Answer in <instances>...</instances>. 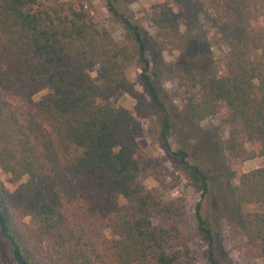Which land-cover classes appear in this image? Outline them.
Masks as SVG:
<instances>
[{
    "label": "trees",
    "instance_id": "obj_1",
    "mask_svg": "<svg viewBox=\"0 0 264 264\" xmlns=\"http://www.w3.org/2000/svg\"><path fill=\"white\" fill-rule=\"evenodd\" d=\"M165 1L179 9L173 16L151 8L156 50L185 52L192 40L182 25L191 23L228 50L221 74L201 73L191 62L166 65L180 87L196 89L187 99L192 120L217 118L229 127L223 144L231 160L264 158V0ZM109 11L135 51L99 28L82 3L0 0V173L7 176L0 179V236L10 264H187L191 257L190 237L178 226L185 204L159 200L138 162L146 96L164 112L142 29ZM136 60L143 92L127 74ZM44 87L48 93L35 102ZM126 95L135 99L134 112L116 105ZM169 128L164 115L162 148L203 197L208 175L188 163L186 151L171 149ZM229 178L227 226L264 258V166L237 184L235 173ZM248 204L262 210L245 211ZM194 213L211 243L200 201Z\"/></svg>",
    "mask_w": 264,
    "mask_h": 264
},
{
    "label": "rangeland",
    "instance_id": "obj_2",
    "mask_svg": "<svg viewBox=\"0 0 264 264\" xmlns=\"http://www.w3.org/2000/svg\"><path fill=\"white\" fill-rule=\"evenodd\" d=\"M66 1L82 3L99 28L108 30L117 42L128 44L134 51L137 48L133 41L126 37L119 17L109 11V6H112L118 15L128 18L142 29L146 55L150 62L149 74L158 87L164 112L154 109L152 101L146 96L149 115L138 120L140 129L137 141L143 154V158L138 162L144 184L159 200L182 201L186 206V214L178 220V226L182 234L190 237L191 257L187 264H211L210 250L213 251L217 264H264V258L256 255L245 237L231 234L226 222V215L231 211L228 191L231 173H235L231 183L237 184L242 173L264 166V158L257 157L249 161L231 160L223 144V138L228 136L229 127L222 125L217 118L207 119L201 123L192 120L187 99L190 94L196 92V89L180 87L177 80L169 77L166 71V65L169 63L191 62L201 73L221 74L224 72V64L228 57L227 48L211 44L203 37L202 27L191 23L187 26L182 25V30H186L192 40L185 52L173 49L163 52L156 50L152 42L154 27L149 20L151 8H163L173 16L177 15L179 9L165 0H45V4ZM259 25H264V21ZM139 68L137 60L132 61L127 66V74L135 90L143 92ZM92 76L98 81L97 70L92 72ZM46 93L48 89L44 87L33 100L39 101ZM116 105L134 112L135 99L126 95L117 100ZM164 115L170 126L167 142L171 149L186 151L188 163L199 166L208 175V191L203 197L189 186L186 174L162 148L160 132ZM237 126L241 129V125ZM242 137L245 140L244 134ZM0 179L4 182L7 176L0 173ZM199 201L201 215L211 230V243L197 228L194 207ZM244 210L261 211L262 207L259 204H248ZM105 233L111 237L109 231L106 230ZM10 263V248L0 236V264Z\"/></svg>",
    "mask_w": 264,
    "mask_h": 264
}]
</instances>
